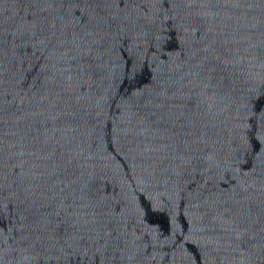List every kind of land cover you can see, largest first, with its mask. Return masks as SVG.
Segmentation results:
<instances>
[{
    "label": "water",
    "instance_id": "95a60500",
    "mask_svg": "<svg viewBox=\"0 0 264 264\" xmlns=\"http://www.w3.org/2000/svg\"><path fill=\"white\" fill-rule=\"evenodd\" d=\"M0 264H264V0H0Z\"/></svg>",
    "mask_w": 264,
    "mask_h": 264
}]
</instances>
